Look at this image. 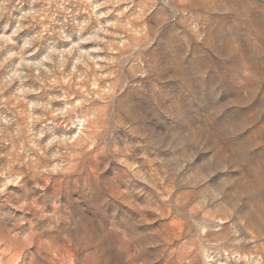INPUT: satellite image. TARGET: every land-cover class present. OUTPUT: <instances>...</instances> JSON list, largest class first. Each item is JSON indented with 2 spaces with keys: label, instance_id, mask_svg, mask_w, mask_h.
Returning <instances> with one entry per match:
<instances>
[{
  "label": "clouds",
  "instance_id": "1",
  "mask_svg": "<svg viewBox=\"0 0 264 264\" xmlns=\"http://www.w3.org/2000/svg\"><path fill=\"white\" fill-rule=\"evenodd\" d=\"M0 264H264V0H0Z\"/></svg>",
  "mask_w": 264,
  "mask_h": 264
}]
</instances>
